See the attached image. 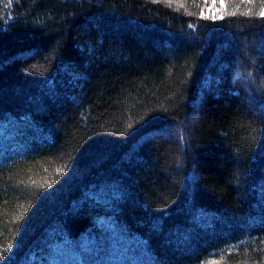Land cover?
<instances>
[{
  "label": "trees",
  "instance_id": "16d2710c",
  "mask_svg": "<svg viewBox=\"0 0 264 264\" xmlns=\"http://www.w3.org/2000/svg\"><path fill=\"white\" fill-rule=\"evenodd\" d=\"M222 1L0 0V264H264V0Z\"/></svg>",
  "mask_w": 264,
  "mask_h": 264
},
{
  "label": "rangeland",
  "instance_id": "374dc122",
  "mask_svg": "<svg viewBox=\"0 0 264 264\" xmlns=\"http://www.w3.org/2000/svg\"><path fill=\"white\" fill-rule=\"evenodd\" d=\"M223 7L222 0H201L199 10L202 11V16L215 18L223 13Z\"/></svg>",
  "mask_w": 264,
  "mask_h": 264
},
{
  "label": "snow or ice",
  "instance_id": "6c2138e0",
  "mask_svg": "<svg viewBox=\"0 0 264 264\" xmlns=\"http://www.w3.org/2000/svg\"><path fill=\"white\" fill-rule=\"evenodd\" d=\"M221 19H222V17H221ZM191 26V25H190Z\"/></svg>",
  "mask_w": 264,
  "mask_h": 264
}]
</instances>
